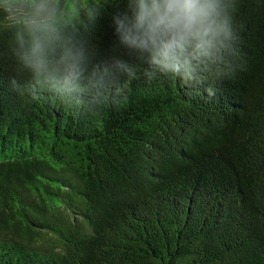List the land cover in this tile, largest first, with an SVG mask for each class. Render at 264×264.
<instances>
[{
    "label": "trees",
    "instance_id": "trees-1",
    "mask_svg": "<svg viewBox=\"0 0 264 264\" xmlns=\"http://www.w3.org/2000/svg\"><path fill=\"white\" fill-rule=\"evenodd\" d=\"M50 2L51 71L36 76L30 10L0 0V264H264V0H221L236 53L213 39L191 88L144 76L112 23L122 0ZM114 55L136 69L118 95L94 72Z\"/></svg>",
    "mask_w": 264,
    "mask_h": 264
},
{
    "label": "clouds",
    "instance_id": "clouds-1",
    "mask_svg": "<svg viewBox=\"0 0 264 264\" xmlns=\"http://www.w3.org/2000/svg\"><path fill=\"white\" fill-rule=\"evenodd\" d=\"M124 10L112 16L119 44L128 55L144 59L149 67L144 76L150 81L157 75H173L191 88L206 83L197 81L191 58L210 42L223 37L236 53L237 36L228 4L221 0H122ZM30 10L29 38L21 42L22 59L36 76L50 73V48L57 29L55 8L50 0H24ZM233 9L234 6L232 5ZM102 7L89 11L95 25ZM71 55L73 59H69ZM68 75L79 78L84 73L83 54H66L63 58ZM98 90L121 91L123 77H134L136 69L119 55L105 58L94 66ZM209 87H212L211 85ZM208 90V89H206Z\"/></svg>",
    "mask_w": 264,
    "mask_h": 264
}]
</instances>
